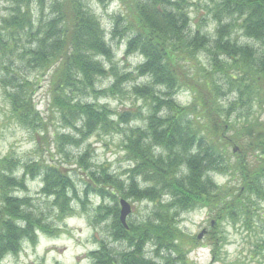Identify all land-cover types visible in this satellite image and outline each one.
<instances>
[{
    "label": "trees",
    "instance_id": "1",
    "mask_svg": "<svg viewBox=\"0 0 264 264\" xmlns=\"http://www.w3.org/2000/svg\"><path fill=\"white\" fill-rule=\"evenodd\" d=\"M6 1L8 13L0 19V89L16 124L32 134L47 132L46 119L34 100L45 76L50 80V107L68 127L79 122L86 129L84 137L140 116L139 110L118 113L115 123L109 118L114 113L104 105L74 100L75 92L112 95L132 77L116 71L105 27L84 0H50L47 19L42 12L48 0ZM96 1L108 5L114 0ZM120 1L131 18L117 15L109 34L126 37L124 60L134 55L142 59L135 74L149 82L133 85L131 94L147 103V114L144 127L124 133L129 161L125 178L118 180L105 169L97 176L91 172L98 188L85 183L83 190L103 198L94 218L110 216L109 235L127 250L113 251L101 239L88 256L91 264H186L189 250L178 218L199 206L212 218L207 243L215 257L224 237L212 230L220 223L241 221L253 233L255 219L264 226V0H204V15L193 18L187 11L196 5L192 0ZM34 3L39 16L33 13ZM209 24L212 31H204ZM23 35L32 39L31 46L19 43ZM98 57L110 62L109 69ZM26 70L35 75L28 77ZM107 71L113 85L96 89V79ZM180 89L190 91L189 104L176 100ZM65 135L59 138L69 137ZM235 146L238 150L233 152ZM52 163L32 161L24 169L30 178L42 177V191L53 197L62 215L70 209L67 191L73 184ZM212 174L225 177V182ZM20 185L3 165L0 262L17 254L25 240L33 243L37 231L52 233L26 197L10 193ZM116 194L132 202H150L151 210L137 221L129 219L125 228ZM106 197L112 204L104 202ZM195 238L188 242L191 248L198 244ZM147 245L152 256L144 250ZM254 248L255 253L264 251V239Z\"/></svg>",
    "mask_w": 264,
    "mask_h": 264
},
{
    "label": "rangeland",
    "instance_id": "2",
    "mask_svg": "<svg viewBox=\"0 0 264 264\" xmlns=\"http://www.w3.org/2000/svg\"><path fill=\"white\" fill-rule=\"evenodd\" d=\"M88 8L97 16L103 28L106 31V40L114 52L112 62L116 71L120 75L131 73L132 77L121 83L120 90L114 91V94L102 95L99 93H77L74 94V100L81 102H91L98 105H104L114 114L110 115V120L117 122V114L139 110L138 118L129 121L127 124L119 123L116 129L103 130L98 129L94 133L84 137L86 129L75 123V127H68L61 119L59 112L50 107V80L46 76L40 81L34 100L37 109L46 119L48 126L43 133L32 134L29 130L16 124L10 117L8 105L3 99L0 89V172L2 166L6 173L21 182V185L10 190L13 196L29 200L32 209L43 217L44 222L50 224L52 233L46 234L37 231V237L33 243L24 241L21 250L15 255H7L0 264H91L88 254L97 249L99 240L107 242L113 251L122 252L127 247L124 243L113 241L109 235V216L104 220L94 218L95 208L102 202L99 195L88 192L84 193L85 183L94 185L90 178V173L97 175L102 169L113 175L118 180L125 178L124 171L129 167V161L126 159L124 146V133L130 128L144 127V116L147 114V103L140 97L131 94V88L135 84H146L149 79L136 75L135 66L141 61L139 55H134L127 60L123 59L126 37H112L109 33L113 18L122 15V19L131 18L127 7L120 0H114L108 5H102L96 0H84ZM50 0L46 1L43 7L42 16L44 19L50 18L51 12L48 8ZM196 5L188 7L187 11L191 18L197 14L204 15V0H192ZM9 3L6 0H0V19L8 13ZM33 13L39 16L38 6L32 4ZM199 12V13H198ZM124 21V20H123ZM124 24V23H122ZM213 26L209 24L204 26L203 30L211 32ZM193 30V27H191ZM236 36L241 42L244 38L240 31L236 30ZM32 39L24 35L21 37L20 44L25 48L31 46ZM31 41V42H30ZM106 69H109L110 62L102 57ZM16 65L18 63H15ZM2 66V64H0ZM14 69V65L12 67ZM26 75L32 77L35 75L33 70H26ZM114 78L110 71L95 81V88L98 90L108 89L113 85ZM231 98V96H230ZM176 100L181 104H189L192 101V95L189 90L180 89L176 95ZM61 134H66L68 138H59ZM64 142V143H63ZM45 160L47 163L57 165L61 171L67 174L72 182V187L68 189L70 209L65 214H60L53 197L42 191V177L36 176L30 178L26 174V164L32 161ZM82 166H79V162ZM213 178L219 182H225L226 178L212 174ZM72 190H75L76 198L73 197ZM109 190V189H108ZM114 190V189H112ZM118 194H116V198ZM106 197L105 199H107ZM124 199L118 197L117 200ZM132 208L127 216L126 222L130 219L144 217L151 210V203L147 201H135L125 199ZM106 204H112L111 199L104 201ZM1 206V198H0ZM261 215L264 214V203L262 204ZM178 226L185 234L187 240L186 264H264V251L255 253V244L258 240L264 239V226L255 219V232H249L244 229L242 222L224 221L213 233L219 236L222 234V240L219 253L212 256L211 245L207 243L211 230L210 222L212 218L210 213L202 208L196 207L188 212H182L178 218ZM213 223V222H212ZM203 235L198 238L200 232ZM211 235V234H210ZM198 243L190 247L188 242L192 238ZM183 238V241L185 240ZM206 243V244H205ZM145 252L152 256L151 247L147 245ZM219 254V255H218Z\"/></svg>",
    "mask_w": 264,
    "mask_h": 264
},
{
    "label": "water",
    "instance_id": "3",
    "mask_svg": "<svg viewBox=\"0 0 264 264\" xmlns=\"http://www.w3.org/2000/svg\"><path fill=\"white\" fill-rule=\"evenodd\" d=\"M237 150L238 148L236 146L232 149L233 152H236ZM118 204L120 206L119 220L125 228H128L126 218L132 211L131 205L125 199H119ZM203 233V231L200 232L197 237L200 238Z\"/></svg>",
    "mask_w": 264,
    "mask_h": 264
}]
</instances>
